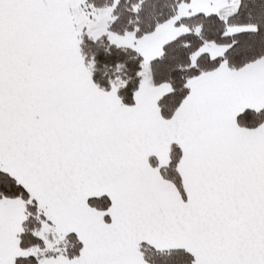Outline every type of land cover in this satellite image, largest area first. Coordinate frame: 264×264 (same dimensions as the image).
<instances>
[{
	"label": "snow or ice",
	"instance_id": "snow-or-ice-1",
	"mask_svg": "<svg viewBox=\"0 0 264 264\" xmlns=\"http://www.w3.org/2000/svg\"><path fill=\"white\" fill-rule=\"evenodd\" d=\"M0 264H264V0H0Z\"/></svg>",
	"mask_w": 264,
	"mask_h": 264
}]
</instances>
